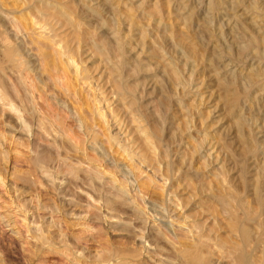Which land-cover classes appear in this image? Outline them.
I'll use <instances>...</instances> for the list:
<instances>
[{
  "label": "rangeland",
  "instance_id": "rangeland-1",
  "mask_svg": "<svg viewBox=\"0 0 264 264\" xmlns=\"http://www.w3.org/2000/svg\"><path fill=\"white\" fill-rule=\"evenodd\" d=\"M48 1L54 10L67 11L75 20L83 45L76 58L83 62L93 83L106 92V98L113 100L115 91L118 98L109 103L114 114L106 110L107 123L90 115L92 135H88L80 112H68L65 106L69 101L50 83V94L57 96L50 100L56 102L51 107L61 111L70 127L64 133L61 124L58 132L72 139L60 142L63 146L59 144V150L41 132L28 136L0 117V168L11 169L6 173V185L0 184V206H7L0 213L14 210L20 230L19 236L11 234L0 221V264H179L187 239L192 237L177 225L184 220L193 228L202 223V233L213 238L210 246L218 241V250L205 249L213 264H236L227 250L232 248L229 241L242 243L243 234L236 228L251 226L253 231L247 230L251 243L264 231V207L258 204L259 196L264 203V0ZM5 2L0 3V32L16 44L24 43L22 47L28 56L31 54L37 69L40 57L26 46L29 36L18 20L21 15ZM6 11L13 12L10 14L17 21L12 23ZM241 45L249 48L243 52ZM40 69L36 70L38 75ZM2 76L14 88L11 75ZM42 77L49 81L46 75ZM233 93L238 95L237 104L229 100ZM24 107L22 113L30 117L29 107ZM127 112L141 120V128H146L143 135L130 124ZM115 115L120 124L115 122ZM128 128L132 137L125 143L128 137L124 130ZM149 134L157 142L154 149L144 142ZM111 137L122 140L130 151H136L135 155L142 154L137 155L144 159L139 168L126 156L121 158L120 150L114 151L117 148L111 146ZM71 143L80 149L85 145L82 151L90 159L81 158L79 148L75 153ZM47 146L55 151L48 165L49 178L39 177L29 161L37 149ZM73 153L80 158L76 155L71 160L68 155ZM13 168L16 175L12 176ZM121 186L129 191L119 193ZM168 198L177 200L175 204L179 200L180 208ZM242 201L256 208L254 218H246ZM50 210L57 218L52 225L47 218ZM188 214L190 219H185ZM35 216L34 221L45 226L51 239L45 246L29 232L27 221ZM139 237L152 245L153 261L144 255L136 258L142 244ZM261 249L249 251L258 258Z\"/></svg>",
  "mask_w": 264,
  "mask_h": 264
},
{
  "label": "bare ground",
  "instance_id": "bare-ground-1",
  "mask_svg": "<svg viewBox=\"0 0 264 264\" xmlns=\"http://www.w3.org/2000/svg\"><path fill=\"white\" fill-rule=\"evenodd\" d=\"M2 3V1H6L5 3H7L8 6H10L9 8L12 9H16L18 10V12L20 13L21 17L18 18V20H20L24 25V27L26 28V32L29 36V40H28V44H26V46H28V48L30 50H33L36 52H38V55L40 57V64L39 66L42 68V70L40 71L41 73L38 75V71H36L38 69L39 66H37L36 69V62L33 63L34 61L31 60L32 57L30 58L31 54H29L30 56L27 55L26 50L22 47V45H24V43L21 45L20 43L16 44L15 41H12L10 39L9 36H5L2 35V32H0V117H4V119L7 120V124L6 125H10L12 126V129L14 128L17 131L21 130H25L26 135L30 136L33 133H40V135H45L47 138H49V141H53V143H51L50 145L54 144L57 145L59 150V144L60 142H64L65 139H68V142H72L69 141L71 138H68L70 136L65 135L61 132H58L60 130V126L61 124L63 125V127L65 126V131L64 133L70 129L69 126H67V124L65 123L66 119L64 120L63 115L60 114L59 111H56L55 109L58 110V108L53 109L51 107V105L53 106L55 103L52 102L50 103V100L53 99V97L55 98V100L57 99V96H53L50 94L49 92V87L51 86L50 83H52L53 87H58L59 92L61 93V95H64L67 99L68 102H65L68 105H64L65 109L68 112H71L70 110L75 109L78 110L80 113L79 116L81 123L86 126V134L88 135H92L90 134V126L88 124L90 115H94L97 118L104 120V122L106 121V123L109 121H107L106 119V110L108 109V111H111V113L114 114L113 111V107H111L112 105H109L110 102H112L114 99H117L118 97L115 96L117 95V93L115 94L114 92V88H112L110 91L114 92L112 95L113 100H111L110 98H106L107 95L105 94L106 92H102L101 89L97 88L96 85L93 83L92 78L88 75L87 70L84 69L82 67V61H79L76 58V54L78 55V51L81 49V42H80V38L81 35L79 34L77 36V24L75 22V20L72 19L71 16H69V12L67 11H56L54 10V4L49 2L48 0H0ZM57 1V0H56ZM11 2V3H10ZM3 4V3H2ZM0 4V5H2ZM5 6V5H4ZM7 6V7H8ZM6 7V6H5ZM60 9V8H59ZM8 10V9H7ZM58 10V9H57ZM10 11V10H8ZM6 11V12H8ZM12 11H14L12 9ZM9 14L6 15V17L8 18V16H12L11 17V21H13L12 23H14V21H17V17L10 14L13 12H8ZM10 18V17H9ZM5 19V18H4ZM2 21V20H0ZM10 21V22H11ZM18 21V23L20 22ZM210 21V20H209ZM20 22V23H21ZM17 23V25H19ZM21 23V24H22ZM2 24V23H1ZM13 25V24H12ZM239 26V25H238ZM10 27V26H9ZM14 27V26H13ZM17 27V26H16ZM12 30V27H10ZM17 28H21L17 27ZM16 29V28H15ZM10 30V31H11ZM24 30V29H23ZM24 32V31H23ZM4 33V32H3ZM19 33V32H17ZM14 34V33H13ZM20 34V33H19ZM23 34V33H22ZM18 36V35H17ZM13 38V37H12ZM243 38V37H242ZM15 39V38H14ZM18 40V39H17ZM242 44V43H241ZM245 44V43H244ZM190 47V46H189ZM241 51L245 52L247 51V49L249 48V45H241L240 46ZM91 50V49H90ZM35 52V53H36ZM27 55V56H25ZM37 55V54H36ZM83 55V54H82ZM25 56V57H24ZM81 58V57H80ZM38 59V58H37ZM38 61V60H37ZM7 70V71H6ZM2 73L6 75L9 74L11 75V78L13 79V81L15 83L14 84V88H12V86L8 83L5 82L4 80V75L2 76ZM179 74V73H178ZM43 75H46L48 77L47 81L46 79H43ZM101 75V74H100ZM240 75V74H239ZM244 75V74H243ZM190 76V75H189ZM192 76V75H191ZM234 76V75H233ZM232 76V77H233ZM249 76V75H248ZM101 77V76H100ZM238 77V76H237ZM236 77V78H237ZM255 77V76H254ZM34 78V79H33ZM105 78V77H104ZM179 78V77H178ZM234 78V77H233ZM239 78V77H238ZM107 79V78H106ZM182 79V77H181ZM241 79V78H240ZM250 79V78H249ZM179 80V79H178ZM234 80V79H233ZM247 80V79H246ZM255 80V79H254ZM183 81V80H182ZM234 82V81H233ZM245 82V81H244ZM249 82V81H248ZM108 83V82H107ZM230 83V81H229ZM242 83V81H241ZM253 83V82H252ZM12 84V82H11ZM118 84V83H117ZM126 84V83H125ZM239 84V83H238ZM247 84V82H246ZM115 85V84H113ZM124 85V84H123ZM225 85V84H224ZM236 85V84H235ZM234 85V87H235ZM240 85V84H239ZM244 85V84H243ZM252 85V84H251ZM255 85V84H254ZM183 86V85H182ZM113 87V86H112ZM123 87V86H122ZM262 87V86H261ZM128 88V87H127ZM183 88V87H182ZM62 89V90H61ZM103 89V88H102ZM121 89V88H120ZM124 89L125 86H124ZM197 89V88H196ZM225 89V88H224ZM242 89V88H241ZM57 90V89H56ZM122 90V89H121ZM131 90V89H130ZM230 90V89H229ZM237 90V89H236ZM226 91V90H225ZM120 92V91H119ZM130 92V91H129ZM132 93V92H131ZM53 94V93H52ZM58 95V94H57ZM82 95V98H81ZM124 96V95H123ZM52 97V98H51ZM117 97V98H116ZM125 97V96H124ZM123 97V100H124ZM121 98V95L120 97ZM120 100V99H119ZM232 101L233 104H237L238 101V95L236 93H233L231 96V99H229ZM58 101V100H57ZM118 101V100H117ZM125 101V100H124ZM123 102V101H122ZM61 103V102H60ZM59 103V104H60ZM183 103V102H182ZM116 104V103H115ZM70 105L73 106V108L70 107ZM181 105V104H180ZM183 105V104H182ZM21 106L23 108H25L24 106L29 107L30 111H29V116H25L22 113L21 110ZM56 107V105H55ZM128 107V106H127ZM130 107V105H129ZM61 108V107H60ZM126 108V106H125ZM130 109V108H128ZM28 110V109H27ZM62 110V109H61ZM65 110V111H66ZM134 111V110H133ZM24 112V111H23ZM126 112V110H125ZM28 113V112H27ZM130 114V116L128 117L130 119V124L133 126V128H136L137 130L139 129V133L143 135L145 131V129L141 128V120H139L138 117H136V115L133 112H127ZM75 114V113H74ZM72 114V115H74ZM78 114V113H77ZM27 115V114H26ZM91 115V116H92ZM109 115V114H108ZM107 115V117H108ZM118 115V114H117ZM9 116V117H8ZM119 116V115H118ZM118 116H114L115 122L118 121ZM70 117V116H69ZM74 117V116H73ZM1 118V119H2ZM72 118V117H71ZM0 119V120H1ZM93 119V118H92ZM128 119V120H129ZM3 121V120H2ZM74 121V120H73ZM97 121V120H96ZM58 122L59 124L55 123ZM119 122V121H118ZM244 122V121H243ZM121 123V120L119 122V124ZM1 124V121H0ZM4 124V122H3ZM99 124V123H98ZM129 124V123H128ZM243 124V123H240ZM71 125V124H70ZM54 126V127H53ZM131 126V127H132ZM2 127V126H1ZM7 127V126H5ZM62 127V129H63ZM69 127V128H68ZM73 127V126H71ZM81 127V126H80ZM56 128V129H55ZM189 128V127H188ZM61 129V130H62ZM122 129V128H121ZM132 129V128H131ZM100 130V128H99ZM133 130V129H132ZM153 130V129H152ZM158 130V129H157ZM63 131V130H62ZM130 129L128 128V130L126 129V131L124 130L125 136L128 137V139H126V141H124L125 143L127 142V140H130L132 135L129 132ZM136 130H134L135 132ZM160 131V130H159ZM129 132V134H128ZM138 132V131H137ZM156 132V131H155ZM3 133V132H2ZM102 133V132H101ZM105 133V132H104ZM103 133V134H104ZM157 133V132H156ZM1 134V133H0ZM24 134V133H23ZM67 134V133H66ZM70 134V133H69ZM159 134V132H158ZM4 135V134H3ZM87 135V137H88ZM100 135V134H99ZM68 136V137H67ZM73 136V135H72ZM101 136V135H100ZM141 136V135H140ZM42 137V136H41ZM84 137V136H83ZM96 137V136H95ZM125 137V138H127ZM136 137V136H135ZM100 138V137H99ZM105 138V137H104ZM4 139V138H3ZM42 139V138H41ZM92 139L93 136H92ZM102 139V138H101ZM110 139V138H109ZM72 140V139H71ZM103 140V139H102ZM105 140V139H104ZM51 141V142H52ZM77 141V140H76ZM109 141V140H107ZM122 141V140H121ZM120 139L115 138V137H111V146H114L117 148V150L114 151H118L120 150V154H122L121 158L126 156L131 162V165L133 164L134 167L139 168V165L144 162V159L139 158L140 155L139 152H137L139 156L135 155L134 153H136V151H130V147H127L125 145H123ZM141 141V140H140ZM146 141V143H148L147 145H149L150 147H152L154 149V147H156L157 142L155 143L152 136L146 135V138L144 140V142ZM1 142V141H0ZM31 142V141H30ZM46 142V141H45ZM100 142V141H99ZM110 142V141H109ZM84 143V141H83ZM48 144V143H47ZM69 144V143H68ZM74 144V143H73ZM81 144V142H80ZM79 144V145H80ZM98 144V143H97ZM107 144V143H106ZM211 144V143H210ZM38 145V144H37ZM53 145V146H54ZM65 145V144H64ZM67 145V144H66ZM65 145V146H66ZM72 145V143H71ZM69 145V147L71 146ZM109 145V144H108ZM146 145V144H145ZM41 146V145H39ZM53 146H47V147H42L41 149H37L35 152V154L33 153V157L30 156L29 161L31 160L30 164L34 166V168H36L35 170L38 172V176H42V177H48L49 176V169H48V165H50L49 163L52 160V157L54 156V152L52 150ZM56 146V147H57ZM60 146H63L62 143L60 144ZM68 146V145H67ZM82 146L85 147V145L82 144ZM82 146L81 149L79 148L80 151H82ZM131 146V145H130ZM134 146V145H133ZM73 147V148H72ZM72 150L76 153L77 152V144L72 145ZM83 147V148H84ZM109 147V146H108ZM69 148V150L71 149ZM89 148V147H88ZM87 148V149H88ZM95 148V147H94ZM148 148V146H147ZM62 149V147L60 148V150ZM86 149V148H85ZM133 149V148H132ZM158 149V148H157ZM56 150V151H58ZM71 150V151H72ZM105 150V149H104ZM109 150V149H108ZM138 150V149H137ZM64 151V150H63ZM66 147H65V152H66ZM70 151V152H71ZM72 151V152H73ZM84 151V150H83ZM82 151V152H83ZM86 151V150H85ZM140 151V150H139ZM3 152V151H2ZM1 150L0 153L2 154ZM52 152L54 153L52 156ZM62 152V151H61ZM113 152V151H112ZM134 152V153H133ZM154 152V151H153ZM81 153V152H80ZM108 153V152H107ZM0 154V155H1ZM58 154V153H57ZM144 154V153H143ZM62 155V154H61ZM67 155V154H66ZM77 155V154H76ZM72 154L68 155L70 157L71 160L74 159V156H76ZM104 155V154H103ZM81 156V155H80ZM120 156V155H119ZM150 156V155H149ZM217 156V155H216ZM1 157V156H0ZM77 158L79 157L78 155L76 156ZM90 155L86 152L82 153L81 158L89 160L90 159ZM105 157V155H104ZM146 157V156H145ZM63 158V157H62ZM80 158V157H79ZM78 158V159H79ZM94 158V157H93ZM107 158V156H106ZM144 158V157H143ZM149 158V157H148ZM147 158V159H148ZM2 159V157H1ZM64 159V158H63ZM70 159L67 157V160ZM126 159V158H125ZM54 160V159H53ZM52 160V161H53ZM62 160V159H61ZM82 160V159H81ZM79 160V161H81ZM146 160V159H145ZM7 161V160H6ZM28 161V162H29ZM78 161V160H76ZM83 161V160H82ZM97 161V160H96ZM126 161V160H125ZM92 162V161H91ZM89 161V163H91ZM7 163V162H5ZM64 163V162H63ZM85 163V162H84ZM88 163V164H89ZM147 163V162H146ZM79 164V162H78ZM53 165V164H52ZM73 165V163H72ZM76 165V164H75ZM74 165V166H75ZM82 165V164H81ZM32 166V168H33ZM85 166H87L85 164ZM90 166V164H89ZM1 167V166H0ZM77 167V166H76ZM132 167V166H131ZM92 168V167H91ZM112 168V167H111ZM116 168V167H115ZM136 168V169H138ZM76 169V168H75ZM88 169V168H86ZM93 169V168H92ZM91 169V170H92ZM95 169V168H94ZM99 169V168H98ZM11 169H8L7 167L4 168H0V184L5 186L6 182H5V178H6V173L9 172ZM77 170V169H76ZM105 170V169H104ZM134 170V169H133ZM52 171V169H51ZM15 172V168H13L12 170V176L16 175L14 174ZM94 172V171H93ZM154 172V171H153ZM17 173V172H16ZM73 173V172H72ZM75 173V172H74ZM100 173V171L98 172ZM102 173V171H101ZM128 173V172H127ZM214 173V172H212ZM33 174V173H32ZM52 174V173H51ZM88 174V172H87ZM96 174V173H95ZM165 174V173H164ZM163 174V175H164ZM151 175V174H150ZM33 176V175H32ZM51 176V175H50ZM103 176V175H102ZM149 176V175H148ZM104 177V176H103ZM165 177V175H164ZM31 178V176H30ZM49 178V177H48ZM51 178V177H50ZM151 178V177H150ZM165 178H163L164 180ZM50 180V179H49ZM162 180V179H161ZM114 182V181H113ZM117 182V181H116ZM16 183V182H15ZM165 183V180L164 182ZM167 183V181H166ZM12 184L7 185V188L9 186L12 187ZM119 185V184H118ZM164 186V185H163ZM11 187L9 188V190L11 189ZM126 187L121 186L118 190L119 193H125L127 189H125ZM16 189V188H15ZM129 191V190H127ZM173 191V190H172ZM19 192V191H18ZM20 193V192H19ZM108 193V192H107ZM110 193V192H109ZM170 193V192H169ZM128 194V193H127ZM168 194V193H167ZM171 194V193H170ZM169 194V196H170ZM173 194V193H172ZM229 195H231L230 193H228ZM227 194V195H228ZM117 195H121L118 194ZM30 196V195H29ZM168 196V197H169ZM220 196V195H219ZM225 196V195H224ZM228 197V196H227ZM91 198V197H90ZM118 198V197H117ZM122 198V197H120ZM179 198V197H178ZM222 198V196H221ZM230 198V197H229ZM32 199V198H31ZM109 199V198H108ZM232 199V198H231ZM239 199V198H238ZM169 202L171 204H173L175 201V199H171L168 198ZM220 200V199H219ZM236 200V199H235ZM96 201V200H95ZM115 201V200H114ZM239 201V200H238ZM93 202V201H92ZM178 202H180L178 200ZM177 202V203H178ZM226 202V201H225ZM44 203V202H43ZM111 203V202H110ZM173 204V206L176 207V209L180 208L179 204ZM248 204V203H247ZM245 201H242L243 207L244 208V214L247 216L246 218L248 219H252L256 216L257 214V210H255L256 208L252 209L250 208V206H248ZM258 204L259 207L262 208L264 207V203L262 200V196H259L258 198ZM227 205V204H226ZM231 205V204H230ZM247 205V206H246ZM7 206H0V210L1 208H4ZM230 207V206H229ZM242 208V209H243ZM53 209V208H52ZM51 209V210H52ZM57 209V208H56ZM29 210V209H28ZM32 210V209H31ZM41 210V209H40ZM50 210V212H52ZM24 213L23 215L25 216V220L28 218V213L26 212V210H23ZM175 211V209H174ZM243 211V210H242ZM49 212V216L47 217L48 219H50L48 222L49 224L52 225V223L54 224V222L57 221V218H55L53 212L50 213ZM235 212V211H234ZM14 210H10L7 209V211H3L2 213H0V221H3L5 224V227L7 230H9V232H11V234H16L18 235L20 232V230H18L16 222L14 220ZM261 213L263 214V211H261ZM260 213V214H261ZM18 214V213H17ZM237 214V212L235 213ZM234 214V215H235ZM38 215V214H37ZM190 214L186 215L184 218H189ZM193 216V214H191ZM34 216V215H33ZM41 216V215H40ZM46 216V215H45ZM195 216V215H194ZM24 218V217H23ZM30 218V217H29ZM32 218V217H31ZM30 218V219H31ZM38 218V217H37ZM41 218V217H40ZM44 218V217H43ZM42 218V219H43ZM46 218V217H45ZM33 220H29L28 222V229L30 234L32 235L33 238H35V240L40 241L43 245L44 243L49 242V240H51L45 233V230L42 224L35 222L34 220L35 218H32ZM47 219V220H48ZM190 219V218H189ZM237 220V218H235ZM245 219V218H244ZM247 219V220H248ZM259 219V218H258ZM28 220V219H27ZM45 220V219H44ZM165 220V219H164ZM235 220V221H236ZM189 221V220H188ZM234 221V222H235ZM240 221V220H239ZM251 221V220H249ZM39 222V221H38ZM42 222V221H41ZM173 222V221H171ZM237 222V221H236ZM245 222V221H244ZM247 222V221H246ZM206 223V222H205ZM240 223V222H239ZM252 223V222H251ZM48 224V223H47ZM190 224V222H189ZM188 224V222H186V220H184V222H181L177 225H179V228L184 229L186 232L191 234V240H188L190 238L187 239V242L189 241V243L187 244V246H185V248L182 250V262L180 261L179 264H213L210 260V256H208V254L205 252L206 248H210L213 246H210V242H212L213 238H210L209 235H205V233L203 234V225L202 223L199 224L197 223V225H194V228H199L198 232H194V228ZM204 224V223H203ZM236 224V223H235ZM261 224V223H260ZM264 224V221H263ZM45 225V224H44ZM59 225V224H58ZM169 225V224H168ZM172 226H174V223H171ZM233 225V224H232ZM238 225V223H237ZM54 226V225H53ZM52 226V228H53ZM154 226V225H153ZM157 228L160 230V226L158 227V225H156ZM211 226V225H210ZM208 226V227H210ZM234 226V225H233ZM232 226V227H233ZM236 226V225H235ZM240 230L236 228V231L242 232L243 236H242V243H235L234 241L231 242L229 241L232 245V248L228 249L229 254L231 253L233 255L232 260H235L234 262H236V264H264V231L260 233V235H258L259 237H257L255 242H250V236L248 234L249 229H247V227L245 228V224H243V226L239 225ZM248 226V224H247ZM261 226V225H260ZM214 226H211V228ZM56 228V227H55ZM178 228V229H179ZM196 228V229H197ZM195 229V230H196ZM261 229V228H260ZM264 229V228H263ZM6 230V231H7ZM215 230V229H214ZM235 230V228H234ZM253 231V229H250ZM59 231V230H58ZM144 231V230H142ZM205 231V230H204ZM208 231V230H207ZM234 231V233L236 232ZM251 231V232H252ZM51 232V231H50ZM184 232V233H186ZM250 232V233H251ZM60 233V231H59ZM160 234V232H158ZM53 234V233H52ZM206 234H208L206 232ZM62 235V234H61ZM142 235V234H141ZM188 235V234H187ZM19 236V235H18ZM140 236V235H139ZM166 236V235H165ZM220 236V235H219ZM238 236V235H237ZM213 237V236H212ZM252 237V236H251ZM141 238V239H140ZM220 238V237H219ZM221 238L223 239L224 236ZM220 238V240H221ZM32 239V238H31ZM64 239V238H63ZM215 239V238H214ZM34 240V241H35ZM139 240L141 241L140 243H142L139 246V250L137 252V254L135 255L136 258L137 257H142L144 255V257L147 258V260L149 261H153V252H152V245L146 244L147 241L144 240V237H139ZM224 240V239H223ZM222 240V241H223ZM234 240V239H233ZM215 241V240H214ZM239 241V240H238ZM252 241V240H251ZM254 241V240H253ZM53 242V241H52ZM221 242V241H220ZM40 243V244H41ZM217 244V245H216ZM225 241H224V243ZM228 244V243H227ZM213 245V244H212ZM215 245L218 247V241L217 243H215ZM222 246V244H219ZM36 246V245H35ZM45 246V245H44ZM216 246H214L216 248ZM220 246V247H221ZM227 246V245H226ZM38 247V246H37ZM149 247V248H148ZM213 247V248H214ZM219 247V248H220ZM223 247V246H222ZM229 247V245H228ZM258 248H262L261 249V254L263 253V256L261 254H259V257L255 258L254 252H250L249 248H252L254 251H256V249ZM224 248H226L224 246ZM40 249V248H39ZM217 249V248H216ZM215 249V250H216ZM209 250V249H208ZM211 250V249H210ZM209 250V251H210ZM218 250V249H217ZM260 250V249H259ZM258 250V251H259ZM226 251V249H225ZM263 251V252H262ZM260 252V251H259ZM75 253V252H74ZM81 253V252H80ZM213 253V251H212ZM211 254V253H210ZM230 254V256H232ZM82 255V254H81ZM216 255V254H215ZM227 255V254H226ZM261 255V256H260ZM67 256V255H66ZM77 256V255H76ZM180 256V255H179ZM212 256V255H211ZM133 257V256H132ZM181 257V256H180ZM214 257V256H213ZM225 257V256H224ZM126 258V257H125ZM134 258V257H133ZM226 258V257H225ZM69 259V258H68ZM153 259V260H152ZM76 260V259H75ZM127 260V259H126ZM125 260V261H126ZM181 260V259H180ZM78 261V260H77ZM213 261V260H212ZM81 262V261H80ZM79 262V263H80ZM120 262V261H119ZM137 262V261H136ZM146 261H141L138 264H142ZM155 262V261H154ZM214 262V261H213ZM157 264H160L159 262L156 261ZM216 263V262H215ZM130 264V263H128ZM136 264V263H135ZM162 264V263H161Z\"/></svg>",
  "mask_w": 264,
  "mask_h": 264
}]
</instances>
